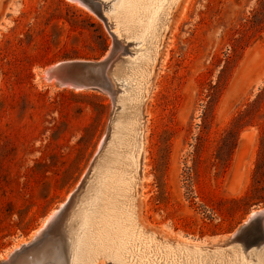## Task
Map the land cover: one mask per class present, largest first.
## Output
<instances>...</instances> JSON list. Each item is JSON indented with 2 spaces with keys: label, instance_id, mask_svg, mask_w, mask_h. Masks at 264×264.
<instances>
[{
  "label": "rangeland",
  "instance_id": "374dc122",
  "mask_svg": "<svg viewBox=\"0 0 264 264\" xmlns=\"http://www.w3.org/2000/svg\"><path fill=\"white\" fill-rule=\"evenodd\" d=\"M82 1L0 0V254L27 243L67 201L107 132L109 93L37 79L57 61L97 60L110 48L103 19ZM261 6L177 0L171 9L142 107L136 195L140 227L161 239L221 242L264 207V189L254 188L264 179L254 173L264 127V21L253 17ZM228 129L236 138L224 162L216 155Z\"/></svg>",
  "mask_w": 264,
  "mask_h": 264
},
{
  "label": "bare ground",
  "instance_id": "6f19581e",
  "mask_svg": "<svg viewBox=\"0 0 264 264\" xmlns=\"http://www.w3.org/2000/svg\"><path fill=\"white\" fill-rule=\"evenodd\" d=\"M84 1L97 9L118 42L117 56L107 71L114 91L107 132L77 187L66 202L46 215V223L33 230L30 240L66 203L48 235L25 253L7 261L21 248L17 245V249L0 254V259L5 264H94L99 258L112 264H160L158 260L163 258L167 260L163 264H174L180 257L179 263L185 264H264V207L251 211L243 221L256 214L261 217L256 234L262 237L248 244L237 240L173 242L140 227L136 195L143 163L142 107L151 86L158 46L177 0ZM37 79L43 85L51 83L49 87H63L54 79L47 80L42 69Z\"/></svg>",
  "mask_w": 264,
  "mask_h": 264
},
{
  "label": "water",
  "instance_id": "95a60500",
  "mask_svg": "<svg viewBox=\"0 0 264 264\" xmlns=\"http://www.w3.org/2000/svg\"><path fill=\"white\" fill-rule=\"evenodd\" d=\"M112 37L113 34L111 33ZM118 42L113 38L112 44L102 58L97 60H80V59H65L57 61L44 67L42 70L45 72L47 80L54 79L57 86L80 87V88H97L105 91L111 95L112 109H113V94L114 91L110 85L107 77V71L117 56ZM54 72L57 73L54 76ZM66 204V203H65ZM55 215L54 219L47 224L39 234H36L27 244L21 245L19 250L11 253L7 261L14 258L15 255L25 253L30 250L37 242L43 240L49 233L52 223L58 218L61 210ZM261 217L259 214L254 215L246 223L241 224L232 233L226 237L227 240H237L243 243H251L253 236L256 235V230L259 228ZM6 261L0 259V264H5Z\"/></svg>",
  "mask_w": 264,
  "mask_h": 264
},
{
  "label": "trees",
  "instance_id": "16d2710c",
  "mask_svg": "<svg viewBox=\"0 0 264 264\" xmlns=\"http://www.w3.org/2000/svg\"><path fill=\"white\" fill-rule=\"evenodd\" d=\"M254 22L256 24H259L264 21V6H261L258 8L254 14ZM235 131L232 129H228L225 132V135L222 139V146H220V155L219 152L217 153L218 158L222 161H227L229 157V151L230 148H233L234 145V140H235ZM254 173L255 174H260L261 176H264V127L260 131L259 134V139H258V148H257V155L255 159V164H254ZM257 185L254 188L257 190L264 189V179H257L256 180Z\"/></svg>",
  "mask_w": 264,
  "mask_h": 264
}]
</instances>
